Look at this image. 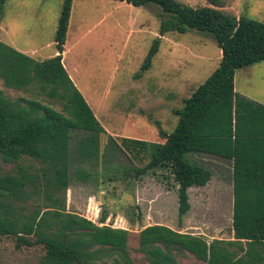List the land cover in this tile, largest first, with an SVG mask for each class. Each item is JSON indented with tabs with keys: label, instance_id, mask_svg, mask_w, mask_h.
<instances>
[{
	"label": "trees",
	"instance_id": "1",
	"mask_svg": "<svg viewBox=\"0 0 264 264\" xmlns=\"http://www.w3.org/2000/svg\"><path fill=\"white\" fill-rule=\"evenodd\" d=\"M162 8L156 37L137 75L149 70L162 37L197 30L221 49L219 66L193 88L175 127H160L158 141L123 138L113 145L148 158L137 174L170 165L180 184L179 215L189 211V187L206 185L212 171L189 158L217 155L233 164L234 240L213 239L151 224L138 232V250L148 264H182L192 255L208 264H264V104L236 90L238 69L264 61V22L235 16L214 6L194 8L178 0H120ZM221 5L223 0H207ZM7 0H0V19ZM74 0H63L55 34L58 54L44 60L0 40V77L7 87L34 97L12 99L0 88V155L8 162L29 157L16 173L0 175V236L14 237L17 247L44 248L41 264H137L126 228L100 223L68 210L76 130L100 135L107 128L73 81L63 62ZM42 96V97H40ZM47 96L50 101H45ZM56 104H61L58 109ZM112 144V142H111ZM84 156L98 151L78 145Z\"/></svg>",
	"mask_w": 264,
	"mask_h": 264
},
{
	"label": "rangeland",
	"instance_id": "2",
	"mask_svg": "<svg viewBox=\"0 0 264 264\" xmlns=\"http://www.w3.org/2000/svg\"><path fill=\"white\" fill-rule=\"evenodd\" d=\"M194 8L214 6L225 13L264 22V0H178ZM63 0H7L0 19V40L38 60L56 53L55 34ZM156 4L136 6L120 0H74L63 61L73 81L107 128L94 135L76 130L68 210L100 223L126 228L130 251L137 264H148L139 252L138 232L151 224L213 239L234 240L233 164L217 155L191 153L189 158L212 171L206 185L190 186L191 207L180 221L179 189L170 165L138 175L148 158L121 151L113 145L123 138L161 140L160 127L171 131L178 122L174 110L184 104L193 88L219 66L217 41L197 30L169 32L162 37L152 67L137 75L153 40L160 36ZM236 90L264 104V61L236 72ZM2 88L12 99L34 97L30 91ZM42 97V96H40ZM45 101H50L44 96ZM62 109L61 104H56ZM112 137L115 141H111ZM112 142V144H111ZM97 150L93 157L78 148ZM37 163L29 157L8 162L0 155V175L16 173L19 164ZM41 245L17 247L14 237L0 236V264H41ZM182 264H208L195 256L181 257Z\"/></svg>",
	"mask_w": 264,
	"mask_h": 264
},
{
	"label": "crops",
	"instance_id": "3",
	"mask_svg": "<svg viewBox=\"0 0 264 264\" xmlns=\"http://www.w3.org/2000/svg\"><path fill=\"white\" fill-rule=\"evenodd\" d=\"M56 53H58V52H57V50H56ZM63 62H64V61H63ZM64 65H65V67L67 68V65H66V63H65V62H64ZM67 69H68V68H67Z\"/></svg>",
	"mask_w": 264,
	"mask_h": 264
}]
</instances>
